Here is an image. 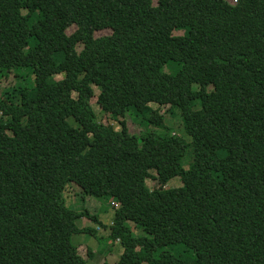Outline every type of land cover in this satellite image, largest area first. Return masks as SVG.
Masks as SVG:
<instances>
[{
    "label": "trees",
    "instance_id": "16d2710c",
    "mask_svg": "<svg viewBox=\"0 0 264 264\" xmlns=\"http://www.w3.org/2000/svg\"><path fill=\"white\" fill-rule=\"evenodd\" d=\"M11 71L28 82L0 95V264H86L72 237L98 231L77 222L102 223L71 184L115 201L116 264H264V0H0Z\"/></svg>",
    "mask_w": 264,
    "mask_h": 264
},
{
    "label": "rangeland",
    "instance_id": "374dc122",
    "mask_svg": "<svg viewBox=\"0 0 264 264\" xmlns=\"http://www.w3.org/2000/svg\"><path fill=\"white\" fill-rule=\"evenodd\" d=\"M231 4L236 3L237 0H228ZM24 14H26V11H23ZM75 30L74 27L70 28L68 30V33L71 34ZM110 30H103V31H97L95 33L96 37L104 36L110 34ZM185 32H175V35H181ZM78 50H81L83 47L82 45L78 46ZM175 68L172 65H168L164 68V71L166 72H173ZM23 73L18 72V74ZM28 73V72H27ZM25 78V76H24ZM28 82V77L25 79L19 77L14 71L4 73L0 76V95L3 93L5 88L7 87H15L18 84L25 85ZM96 93L98 94V89H96ZM96 98L92 99L93 108L97 114V121L105 124H111L114 126L116 130H120V126L117 124L116 121H114L112 118L109 117L108 114H105L104 111L101 110L99 106L96 105ZM150 106L154 110H158V113L163 115V123L170 129V133L175 134H182L183 133V123H182V116L179 110L175 112V116L171 115L169 112L166 111V107L158 106L157 104H150ZM134 111V110H130ZM135 112V111H134ZM127 118V125L128 129L131 133L135 135H140L141 133L145 132L148 128L150 130L163 133L164 130H161L159 128H156L154 126H145L141 125L139 123V120L137 121L136 117H132L130 115H126ZM70 121L74 122L73 118L69 119ZM185 165V164H184ZM151 181V182H150ZM147 182V184L150 186V183L152 185V180ZM181 180H179L178 177L172 179L169 181L168 185H181ZM67 205L73 208L76 211H84L87 212V214H96L98 215V220L102 223L101 229H99V226H97L96 222L94 221H87V219H90L88 217H84L81 220L77 222L78 226L80 228H83L85 226L88 227H94L98 232L96 236H91L87 233L83 234H75L72 237V243L76 246H79L80 244H84V246L79 247V254L85 259L86 264H116L118 259L120 258L121 252L123 251L120 243H116L113 246L111 245V240H109V233H110V224L112 222V217L114 215V203L115 201L111 200H104V199H97L94 197L86 196L82 193V190L80 187H78L75 184H71L67 186L66 192H65ZM133 228V227H132ZM134 234L136 236L138 235H145L142 228L138 227L133 230ZM166 250L171 252L172 254L177 253H186L189 249L185 247L184 244H176L172 245L171 247H166ZM92 252L93 255L91 257L89 256V252ZM165 251V248H164ZM190 251V250H189Z\"/></svg>",
    "mask_w": 264,
    "mask_h": 264
},
{
    "label": "clouds",
    "instance_id": "9594fccd",
    "mask_svg": "<svg viewBox=\"0 0 264 264\" xmlns=\"http://www.w3.org/2000/svg\"><path fill=\"white\" fill-rule=\"evenodd\" d=\"M115 204V203H114ZM101 227V226H100ZM100 227H99V229H100ZM116 243H118V242H116ZM119 260V259H118Z\"/></svg>",
    "mask_w": 264,
    "mask_h": 264
},
{
    "label": "crops",
    "instance_id": "0c3cea01",
    "mask_svg": "<svg viewBox=\"0 0 264 264\" xmlns=\"http://www.w3.org/2000/svg\"><path fill=\"white\" fill-rule=\"evenodd\" d=\"M100 227V226H99ZM101 229V228H100Z\"/></svg>",
    "mask_w": 264,
    "mask_h": 264
}]
</instances>
